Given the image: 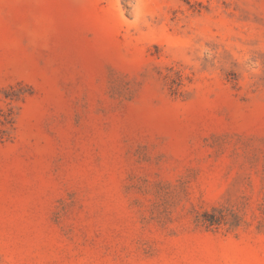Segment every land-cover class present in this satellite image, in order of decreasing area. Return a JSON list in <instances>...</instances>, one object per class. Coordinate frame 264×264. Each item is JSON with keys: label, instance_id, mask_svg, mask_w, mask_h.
I'll use <instances>...</instances> for the list:
<instances>
[{"label": "rangeland", "instance_id": "374dc122", "mask_svg": "<svg viewBox=\"0 0 264 264\" xmlns=\"http://www.w3.org/2000/svg\"><path fill=\"white\" fill-rule=\"evenodd\" d=\"M0 264H264V0H0Z\"/></svg>", "mask_w": 264, "mask_h": 264}]
</instances>
